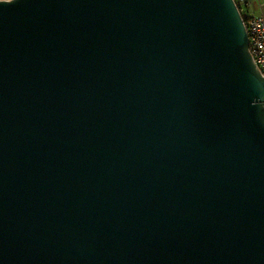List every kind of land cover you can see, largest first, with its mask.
I'll list each match as a JSON object with an SVG mask.
<instances>
[{
    "label": "water",
    "instance_id": "water-1",
    "mask_svg": "<svg viewBox=\"0 0 264 264\" xmlns=\"http://www.w3.org/2000/svg\"><path fill=\"white\" fill-rule=\"evenodd\" d=\"M0 264H264L235 0H0Z\"/></svg>",
    "mask_w": 264,
    "mask_h": 264
},
{
    "label": "built area",
    "instance_id": "built-area-1",
    "mask_svg": "<svg viewBox=\"0 0 264 264\" xmlns=\"http://www.w3.org/2000/svg\"><path fill=\"white\" fill-rule=\"evenodd\" d=\"M240 11L247 19L246 29L249 36L254 61L264 75V16L256 15L251 0H235Z\"/></svg>",
    "mask_w": 264,
    "mask_h": 264
},
{
    "label": "crops",
    "instance_id": "crops-1",
    "mask_svg": "<svg viewBox=\"0 0 264 264\" xmlns=\"http://www.w3.org/2000/svg\"><path fill=\"white\" fill-rule=\"evenodd\" d=\"M251 2L254 13L258 16H264V0H251Z\"/></svg>",
    "mask_w": 264,
    "mask_h": 264
},
{
    "label": "trees",
    "instance_id": "trees-1",
    "mask_svg": "<svg viewBox=\"0 0 264 264\" xmlns=\"http://www.w3.org/2000/svg\"><path fill=\"white\" fill-rule=\"evenodd\" d=\"M243 18H244L245 22H247V19H246V17L244 16V13H243Z\"/></svg>",
    "mask_w": 264,
    "mask_h": 264
},
{
    "label": "bare ground",
    "instance_id": "bare-ground-1",
    "mask_svg": "<svg viewBox=\"0 0 264 264\" xmlns=\"http://www.w3.org/2000/svg\"><path fill=\"white\" fill-rule=\"evenodd\" d=\"M239 8H240V6H239ZM250 51H251V46H250Z\"/></svg>",
    "mask_w": 264,
    "mask_h": 264
}]
</instances>
